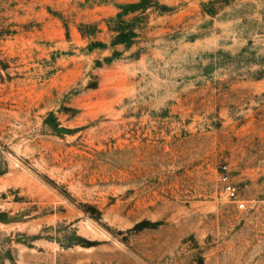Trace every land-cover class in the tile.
<instances>
[{"label": "rangeland", "instance_id": "1", "mask_svg": "<svg viewBox=\"0 0 264 264\" xmlns=\"http://www.w3.org/2000/svg\"><path fill=\"white\" fill-rule=\"evenodd\" d=\"M0 264H264V0H0Z\"/></svg>", "mask_w": 264, "mask_h": 264}, {"label": "built area", "instance_id": "2", "mask_svg": "<svg viewBox=\"0 0 264 264\" xmlns=\"http://www.w3.org/2000/svg\"><path fill=\"white\" fill-rule=\"evenodd\" d=\"M229 177L228 176H223V180L225 182H228ZM227 191L234 197L235 196V191L232 186H227Z\"/></svg>", "mask_w": 264, "mask_h": 264}]
</instances>
